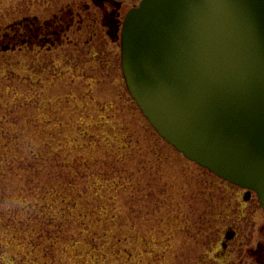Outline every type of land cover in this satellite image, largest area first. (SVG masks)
I'll list each match as a JSON object with an SVG mask.
<instances>
[{
  "label": "rangeland",
  "instance_id": "obj_1",
  "mask_svg": "<svg viewBox=\"0 0 264 264\" xmlns=\"http://www.w3.org/2000/svg\"><path fill=\"white\" fill-rule=\"evenodd\" d=\"M140 1L126 0L122 17ZM75 2L0 0V33L29 15L47 19ZM85 19V30L75 24L55 49L31 51L21 43L0 49L2 122L18 133L29 127L23 142L45 156L33 161H47L42 176L14 179L15 187L38 182L27 203L0 207L9 222L19 221L13 229L20 235L30 234L31 218L41 235L32 243L9 242L0 229V264H256L246 248L264 241L257 196L247 205L258 206L252 220L235 219L239 237L229 255L221 241L234 221L228 216L244 202L243 190L158 134L125 83L120 39L113 42L101 20L88 27ZM93 29L99 37L87 44ZM45 185L58 186L67 201L56 203L61 196ZM34 201L36 213L23 211ZM42 213L46 220L37 217Z\"/></svg>",
  "mask_w": 264,
  "mask_h": 264
},
{
  "label": "water",
  "instance_id": "obj_2",
  "mask_svg": "<svg viewBox=\"0 0 264 264\" xmlns=\"http://www.w3.org/2000/svg\"><path fill=\"white\" fill-rule=\"evenodd\" d=\"M121 55L158 134L264 210V0H142Z\"/></svg>",
  "mask_w": 264,
  "mask_h": 264
},
{
  "label": "flooded vegetation",
  "instance_id": "obj_3",
  "mask_svg": "<svg viewBox=\"0 0 264 264\" xmlns=\"http://www.w3.org/2000/svg\"><path fill=\"white\" fill-rule=\"evenodd\" d=\"M89 3H85V0H76L70 7L60 12L54 13L50 18L41 19L39 16H27L23 21H17L4 33H0V49L6 44L9 47L22 48L21 44L28 46V49L35 51L36 48L40 49H55L57 46L63 45L68 41V33L74 28L75 24H78L77 31L83 32L85 30V22L87 18L92 24H88V27H96V24L101 20V25L106 28V35L113 41L117 42L122 31V24L125 17H122V11L125 8L126 0H90ZM136 5H133L135 7ZM131 8V9H132ZM130 10V9H129ZM101 14V19L99 16ZM86 26V27H87ZM99 32L93 29L91 39L87 41V44H91L93 40L99 37ZM69 42H73L69 40ZM21 43V44H18ZM18 44V45H17ZM244 202L241 203L240 211L234 212L235 216H228L230 224H228L224 238L221 241L222 249L230 255V244L239 237L238 222L243 218L252 220L254 214L258 210V206L247 207L248 204L254 199V192L243 189ZM258 199V198H257ZM259 203V201H258ZM253 205V203L251 204ZM243 206V207H242ZM261 207L259 203V208ZM260 229L264 232V225H261ZM252 237V235H251ZM247 240V238H246ZM252 240V239H251ZM245 241H241L240 247L244 246ZM223 255H227L222 252ZM247 256L255 257L256 264H264V241H257L255 245L247 246ZM221 255V254H220Z\"/></svg>",
  "mask_w": 264,
  "mask_h": 264
},
{
  "label": "trees",
  "instance_id": "obj_4",
  "mask_svg": "<svg viewBox=\"0 0 264 264\" xmlns=\"http://www.w3.org/2000/svg\"><path fill=\"white\" fill-rule=\"evenodd\" d=\"M28 104V103H27ZM1 108V107H0ZM5 118V115L0 114V207L5 205L10 201V204L17 205L19 203H27L28 195L33 194L37 183H34L33 186L29 187H15V177L27 178L28 180H32L33 175L42 176V170L45 169V163L47 162L45 159V163L38 161L41 163L39 166L33 161V159L45 158L41 157V154H38V151L35 150V147L30 142L24 143L23 138L27 131L30 132V128L26 127L23 129L21 133H18L13 127H6L2 122ZM22 128V127H21ZM19 152V153H17ZM31 155L32 157H30ZM21 181V180H20ZM41 181V180H39ZM45 182V180H44ZM43 182V183H44ZM42 183V184H43ZM60 186L62 183L59 184ZM44 189L46 192L50 194L55 193V195L61 196V199H55L57 203H63L67 201L65 195L62 196V193H59L60 190L58 186L55 185H45ZM35 196V195H34ZM35 203H31L24 207L27 213L32 212L36 213L37 208L36 205L39 204L38 201H34ZM47 203V201H46ZM45 203V204H46ZM45 205H42L44 207ZM16 209V208H15ZM7 214L4 210L0 211V220H4L2 223L0 222V229L5 230L4 235L6 234L7 241L12 242V240H27L28 243H32L34 237L40 236L41 234L37 231V229H32V223L34 220L31 218L29 220L30 230L25 233H30L29 235H20L19 230L16 231L13 229L14 226L17 225L19 221H14V223L9 222V219H5ZM47 213H42L37 215L38 218H42L44 220L47 219ZM57 219L54 215H51L50 221L54 222ZM23 222V221H22ZM21 237V239H20ZM213 240L211 241V244ZM23 243V242H22ZM210 244V245H211ZM0 251H3V243L0 242ZM26 256V255H25ZM17 258V256H15Z\"/></svg>",
  "mask_w": 264,
  "mask_h": 264
}]
</instances>
